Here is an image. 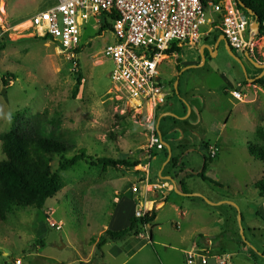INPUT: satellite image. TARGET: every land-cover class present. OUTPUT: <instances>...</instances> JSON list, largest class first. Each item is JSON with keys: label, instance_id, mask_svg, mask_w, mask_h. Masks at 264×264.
<instances>
[{"label": "rangeland", "instance_id": "1", "mask_svg": "<svg viewBox=\"0 0 264 264\" xmlns=\"http://www.w3.org/2000/svg\"><path fill=\"white\" fill-rule=\"evenodd\" d=\"M56 3L57 0H0V31L7 30L9 39L5 48L0 51V136L24 122H35L39 118L44 122L42 134L45 137L59 139L71 147L65 155L67 160L83 151L89 157L123 160L128 163L139 161L141 165L133 169L104 167L86 160L87 162L80 161L66 171H59L60 159L55 157L51 168L60 177L62 189L45 202L42 210L32 207L15 209L8 215L6 222H0V264H12L16 259L22 264H80L85 261L94 249L93 244L101 228L111 222L115 200L129 195L125 188L133 185L142 192L143 186L148 185V182L140 184V181L145 173L143 168L147 166L152 153L157 157L148 164V179L150 177L151 184L160 181L157 179L159 159L164 164V155H167L168 150L165 146L163 151L150 146L151 129L154 130V135L157 133V136H162L161 142L169 146L172 159L178 165H183L187 173L195 175L201 172L198 169L196 173L194 168L201 163L199 148L209 124L206 108L210 103L216 105L220 101L230 110L232 105L237 104V109H233L232 113L229 110L224 112L225 118H229L225 135L233 140L230 144L232 146L220 148L217 157L212 162H207L206 169H211L217 162L230 166L231 169L235 167L233 170L242 176L237 182H243L251 175H256L258 167H263L261 162L250 158L248 149L250 146L261 145L256 131L259 128L264 130V107L259 110L261 102L264 103V84L246 82L241 65L226 52L222 42L212 53L204 50V60L191 65L193 68L183 73L181 68L180 75H177V63L171 57L160 62L158 78L171 98L167 104L159 107L160 113L158 108L152 119L149 109L139 114L124 100H116V92L110 79L113 65L103 55L105 47L113 45L115 39L109 30L99 32L101 22L98 24L90 20L86 29L81 28V36L83 38L85 34L86 40L75 59L59 53L57 43L34 37L36 34L30 27L26 26L20 31L18 26L27 24L35 14ZM208 17L212 18L214 15L208 11ZM256 36L251 43V55L264 64V38L256 39ZM187 45L179 50L182 61L196 53V49ZM236 53L238 57L242 56L240 52ZM197 55L201 58L200 50ZM78 72L81 74L82 85L73 99ZM5 73L12 77L8 78L9 88L2 94L1 79ZM232 90L242 93V102L248 105H241L231 98L229 92ZM223 91L228 95L225 96ZM190 93H193L192 96L186 99ZM163 114L169 116L164 117L156 129V123ZM178 134L197 151L190 154L193 160L179 151ZM212 135L214 134L210 133L206 138L212 141ZM209 148L210 146L203 153L206 157ZM1 160H4V156L0 141ZM246 165H255L256 168L247 172V168H241ZM218 169L221 171V167L218 166ZM208 170L204 176L212 180L213 184H219L218 179L211 177ZM193 177L187 178L189 189L198 193L213 192L196 175ZM125 185L129 186L124 188ZM158 193L163 195L164 191ZM172 198L179 197L176 193H171L168 201L171 202ZM204 201L210 203L207 199ZM192 207L190 204L186 206L187 209ZM218 211L223 223V216L229 210L225 206H219ZM251 213L244 211V225L241 223V213L235 220L238 227L237 240L245 245H250V237L247 229L243 228L251 226L250 231L256 235L255 230L262 226L258 219L250 218ZM47 219L59 226V230L51 228ZM174 224H178V230L174 228ZM182 225L183 222L175 217L169 206L163 208L155 226L150 228L152 239L149 237L150 229L146 234L140 232L143 239H134L132 244L134 250L144 248L139 252L135 251L136 255L126 264H184L183 251L191 248L188 235L182 240L189 219L185 226ZM241 230H244L243 236ZM217 240L222 244L223 252L232 257L233 264H264V259L260 256L264 250V232L262 239H256L252 244L253 250L250 248L255 255L253 258L250 257L251 251L248 248L231 244L225 233ZM114 245L111 244L106 251ZM106 251L103 259L97 256L93 264H120L128 257L125 250L118 259L111 257L114 253ZM146 255L149 258L147 260Z\"/></svg>", "mask_w": 264, "mask_h": 264}, {"label": "built area", "instance_id": "2", "mask_svg": "<svg viewBox=\"0 0 264 264\" xmlns=\"http://www.w3.org/2000/svg\"><path fill=\"white\" fill-rule=\"evenodd\" d=\"M208 11L214 17H208ZM117 18L110 20L109 17ZM103 18L110 20L113 45L105 47L103 55L112 62L110 79L116 92V100L125 101L135 112L149 109L150 118L165 104L167 91L158 78V66L172 44L196 45L219 31L228 46L235 52L253 53L249 27L252 19L238 8L236 0H57L53 7L35 14L29 19L37 38L47 37L57 43L59 53L69 59L78 56L86 36H81V28L86 29L90 20L100 23ZM83 23V26H82ZM206 27V30L203 28ZM82 29V31H84ZM252 56V55H251ZM231 98L242 102L244 95L237 90L229 92ZM143 109V110H142ZM152 136L150 146L164 150L161 140ZM208 157L214 160L217 149L210 147ZM171 189L168 182L151 187ZM131 194L138 188L131 186ZM146 207L135 210L133 218H144ZM47 222L51 228L59 226ZM207 252V251H206ZM205 251H188L185 264H233L227 254L211 255ZM12 264H22L19 259Z\"/></svg>", "mask_w": 264, "mask_h": 264}, {"label": "crops", "instance_id": "3", "mask_svg": "<svg viewBox=\"0 0 264 264\" xmlns=\"http://www.w3.org/2000/svg\"><path fill=\"white\" fill-rule=\"evenodd\" d=\"M27 22H28L27 24L18 26L20 31H23L26 28V26H28V27L31 26V23H29V20ZM30 29H32V28L30 27ZM6 31L0 32L1 41H2L3 35L6 33ZM215 37H217V39L219 37H221V34L219 31L212 32V34L209 37L201 40V42H199L198 44H196L194 46L189 45V44L188 45L183 44L181 46H177V48L179 50H180V48L183 49L184 45H187V46H190V47L196 49V53H194V55L191 54L190 56H187L186 58H184L183 61L181 59L182 55L180 56V52H179V54H173L171 56L165 55V57H163L162 60L167 59L168 57H171L177 63V75H178L181 68L183 69V71H181L183 73L185 71V67H188L189 65L190 66L194 65L196 62H198L200 60V56L197 55L198 50H200L204 45L210 47L211 49H214L216 46L214 51L217 50V48L219 47L221 42L217 46L216 41L214 40ZM255 38L256 39H262L264 37L259 38L258 36H256ZM203 53H204V51H203ZM252 59L259 64H263V63L258 62L257 59H255L253 56H252ZM244 65H245V69H246V73H247V78L249 79V81H246V82L252 83L251 81L254 80V79H252L253 76L255 74H257V72L255 70H258V69H256L249 62H245ZM249 67L251 68L250 71H249ZM180 73H179V75H180ZM260 75H261V73L257 77H259ZM159 81H160V79H159ZM192 94L193 93L188 94L186 96L187 97L186 99H189V97H191ZM223 94L225 96L228 95L226 93V91H223ZM170 98H171V95H169L167 97L165 104H167V102ZM237 102L240 103L241 105H248L245 102H239V101H237ZM207 107H208V109L206 108V111L208 113L207 117L209 119V124H207L205 134H204L203 138H201L202 139V145L199 148V152H200L199 155L201 157V163L196 165V168H194V171H196V173H197L198 169H200L201 172H199L195 175L203 183L209 185V187L211 188V190L213 192L208 191L206 193H198L192 189H189L190 183H187V181H188L187 178L193 177L195 175L187 173L186 169L183 165L180 166V165H178V163L169 164V162L173 156L171 155L169 158V157H167L168 156V153H167V155L166 154L164 155L165 160H166V162L164 164H162L161 163L162 160L159 159L160 168L158 169L159 178H157V179H159L160 181L157 180L158 181V182L156 181L157 183L156 182L153 184L150 183V181H149L150 177L148 179V173L150 172L149 171L150 169H148V164H149L148 163V164H146L147 166L143 168L145 170V173L142 174V179L140 181V184L148 182L147 183L148 185H145V187L143 186L142 192H140V189H139L138 194L133 195V194H131V191H130L131 187H128L129 185L124 186V188L128 187V189L127 188H125V189L128 190L127 192H129V195H124L121 198L115 200V205H114L115 209L111 215V222L108 226H104L101 228V230L97 236V240L100 237V235H102L107 230L112 231V232H119V231H122V230L129 228L135 210L141 209V208H143V206L146 207L147 211H151L154 208L156 210L157 214H156L155 220L150 225H147L145 228H143V231L141 233L146 234V232L151 228L152 225L155 226V222L158 219V214L166 206H169L170 210L174 213L175 217L177 219H180L183 222L182 227L186 225L187 219H189V225H188V228H186V230L182 236V240L184 239V237L186 235H188L190 237L189 244H191V248L183 251L182 259H183L184 264H185V253L188 251H198V250L203 251L204 250V251H207L208 253H210L212 255L225 254V252H223L222 244L220 243V241L217 240V238H219L220 236H223L224 233L226 235H228V238H229V241L231 244H233L235 246L241 245V243H239V241L237 240V237H236V233L238 232L237 231L238 227L235 223V220L237 219V215H239L240 213L243 217L244 211L245 212L251 211L252 213H251L250 218L254 217L255 219H258L262 225L261 228H259L257 231L255 230V233H256V235H255L254 233H252L250 231L249 227H251V226H247L245 224L246 228H243V229H247L248 235L250 237V239H248L250 246L252 247V244L254 245V241H256V239L257 240L262 239L263 232H264V196L258 195L257 191L254 189V184L256 182L260 181L264 177V165H263V167H260V168L258 167V172L256 175H254V174L251 175V177H249L248 180H244L243 182H237V180L241 179L242 176H241V173L233 170V169H235V167H233L231 169L230 166L218 164L219 162H217L211 169H209V168L206 169L207 163L204 162V158H203L204 157V154H203L204 153V150H203L204 146H207V147L213 146L214 148L217 149V151H219L220 148H222L224 146H226V147L232 146L230 144L233 142V140L228 135H225L226 127H227L226 123L228 122L229 118L228 119L225 118L224 112H225V110H229L228 112L232 113L233 109H235V110L237 109V104L232 105L231 110L229 109V107L225 108V104L220 102V101L218 103H216V105H212V103H210V105ZM262 107H264L263 102H261V104L259 105V110ZM160 108H159V113H160ZM199 114H202V112H199ZM168 116H169V114L161 115V117L159 118L157 123H156V121H157V119H156V121H155L156 129L159 127V122L161 120H163L164 117H168ZM210 133L214 134V135H212L213 136L212 141L210 139L208 140L206 138L207 135ZM158 135L159 136H157V133H156V136L160 140H162V136H160V134H158ZM178 140H179L178 141L179 143H182L181 145L179 143H177V145L179 146V151L180 152L183 151V153H185V156L189 157V160L190 159L193 160V158L190 157V154H195V153H197V151L195 149L191 148L189 142L186 141L185 139H182L181 135H179V134H178ZM175 148H176V146H175ZM248 153H249V149H248ZM156 157H155V154L152 153V158H151L150 162L153 159H156ZM250 158H252V157L250 156ZM180 163H182V162H180ZM218 166L221 167V171H219ZM253 167H255V165L254 166H247L246 165V166H243L241 168H243V169L247 168L248 169L247 172H249L250 169H253ZM203 169H204V173H205V171H207L209 169L208 170L209 175L215 179H218V183H219V184H217L218 187L215 186L216 184H210V183H213L212 180H208L209 178H207L205 176L204 177L206 178V180L209 181L210 183L203 181V179L200 177ZM218 172H221V173H218ZM242 173H244V171H242ZM221 174H222V176H221ZM139 176H141V175H139ZM244 177H246V176H244ZM167 178H171L173 180V182L171 183ZM234 181H236V182H234ZM160 182H163V183L168 182L172 188L171 189L170 188L169 189H161L160 188V189H155V190L151 189V187L153 185H155V184L157 185ZM139 185H138V187H139ZM160 191H164L163 195L158 193ZM168 193L169 194L176 193L179 198L178 199L172 198L171 202H169L168 201V199H169ZM184 195H188V196H184ZM198 195L202 196L204 199L200 198ZM205 199L209 200L210 203H206V201H204ZM186 202L190 205H193V207L187 209L186 206H188V204ZM219 206H225L229 210L223 216V218H224L223 223L221 220L222 216H221L220 212L218 211ZM233 212H235V215H233ZM194 216H195V219H194ZM238 220H239V218H238ZM242 222L244 225V217L241 218V223ZM174 228L176 230H178L179 229L178 224H174ZM241 231H240V233H241ZM151 232H152V230L150 229V231H149L150 240L152 239ZM242 233L244 234V230L242 231ZM142 236L143 235L140 234L139 237L127 236L121 240L109 241L102 248L103 257H104V252L106 251V249L109 248L111 246V244H113V245L115 244L114 247H111L106 252L114 253V256H111V257H113L114 259H118L122 256L121 253L125 250L128 253V257L124 262H122L120 264H126L130 258H133L137 252H139L141 249L144 248V247H142V248H139L137 250H134V245L132 244V241L134 239H137V238L140 239ZM141 239H143V238H141ZM97 240L93 244L94 248H95V244H96ZM117 243H120V244L118 245ZM242 248L243 249L248 248L251 251V249H250V247H248V245L242 246ZM131 249H133V250L131 251ZM135 251H137V252H135ZM263 252H264V250H263ZM263 252L260 255L261 258H263ZM93 256H94V249L91 250V252L88 255V258L85 259V261L80 262V264L81 263L87 264V263L91 262ZM250 257L253 258L251 255H250ZM147 258H148V255H146L145 259L147 260ZM209 264H214V262L210 261Z\"/></svg>", "mask_w": 264, "mask_h": 264}, {"label": "trees", "instance_id": "4", "mask_svg": "<svg viewBox=\"0 0 264 264\" xmlns=\"http://www.w3.org/2000/svg\"><path fill=\"white\" fill-rule=\"evenodd\" d=\"M214 1L217 2L218 0ZM238 1L244 9L239 6ZM238 1L237 6L245 16L254 21L246 11L253 12L256 15L257 22L260 25L258 37H264V0ZM115 18H117L116 15L109 17L111 21ZM110 20L108 21L106 18H103L99 26L100 33L105 30L111 31ZM216 39L217 37L214 38L215 41ZM39 40L49 41L47 37H43ZM6 42H9V39L8 35L5 33L0 42V51L5 48ZM76 53L79 54V50H77ZM173 54H179V49L175 44H172L170 49L165 53L167 56ZM255 71L257 75L252 79L255 80L254 82L256 84L263 85L264 77L256 79L261 71ZM9 77H12L9 73H5L2 76V94H5L4 92L9 88ZM81 85V74L78 72L76 75V84L72 93L73 99L78 95ZM36 120L38 121L24 122L23 125H19L14 130L0 136L1 151L4 156V160L0 161V222H6L8 215L13 213L15 209L22 210L32 207L35 210H42L45 202L53 198L62 189L63 185L60 181V177L56 172H53L51 168V163L55 157L60 159L58 164L59 171H66L76 166L80 161H90L93 165L99 164L104 167H123L131 169L141 165L139 161L128 163L123 160L115 161L107 158L89 157L83 151H80L79 154L67 160L65 159V155L69 152L71 147L59 139L45 137L42 134L44 122L40 121L39 118ZM256 134L261 141V145L250 146L249 154L254 160L264 165V130L259 128ZM206 149L207 146H204V152ZM203 158L205 163L213 161L205 155ZM170 162L176 163L172 158ZM203 173L204 169L200 177L206 182L207 180ZM215 186L218 187L217 185ZM254 189L259 196H264V177L254 184ZM156 214L157 212L153 208L146 213L144 218H132L129 228L125 230L119 232L105 231L100 235L95 244L92 261L87 264H93L97 256V258L103 259L102 248L109 241L121 240L127 236L138 237L141 234L140 232L143 231V228L150 225L155 220ZM240 243L242 246H245L244 243ZM251 256L255 257L252 251Z\"/></svg>", "mask_w": 264, "mask_h": 264}, {"label": "water", "instance_id": "5", "mask_svg": "<svg viewBox=\"0 0 264 264\" xmlns=\"http://www.w3.org/2000/svg\"><path fill=\"white\" fill-rule=\"evenodd\" d=\"M238 1V0H237ZM238 4H239V6L241 7V8H243V6L239 3V1H238ZM244 9V8H243ZM246 13L250 16V17H252L253 19H254V21L251 23V25H250V27H249V33H250V37H251V39L254 37V36H256V35H258V31H259V23L257 22V17H256V15L253 13V12H250V11H246ZM220 42H222L223 43V46H224V48H225V50H226V52L229 54V55H231V57L239 64V65H241V67H242V70H243V73H244V75H245V78H246V81H249V79L247 78V73H246V69H245V62L247 61V62H249L251 65H253L256 69H258V70H261L262 72H261V75L259 76V77H257V79H260V78H262L263 76H264V65L263 64H259V63H257L256 61H254L251 57H250V55L248 54V53H244V59L243 58H241V57H238V56H236V55H234L233 54V52H232V50L230 49V47L228 46V44H227V41L225 40V38L223 37V36H221V37H219L217 40H216V45L218 46V44L220 43ZM215 48H216V46H215ZM214 48V49H215ZM214 49H211L210 47H208V46H206V45H204L201 49H200V53H201V58H200V60H204V56H203V51L204 50H206V51H208V52H210V53H212V51L214 50ZM214 52V51H213ZM190 68H193V66H189V67H186L185 68V70H187V69H190ZM181 74V73H180ZM255 80H252L251 82H254ZM166 148H167V150H168V157L170 158V156H171V153H170V148L162 141L161 142ZM171 183L173 182V180L171 179V178H167ZM184 196H188V195H184ZM199 196V195H198ZM200 198H202L201 196H199ZM203 199V198H202ZM229 204V203H228ZM241 235L243 236V233H242V231H241ZM248 247H250L251 249H252V247L250 246V245H248ZM253 250V249H252ZM263 258H264V256H263Z\"/></svg>", "mask_w": 264, "mask_h": 264}, {"label": "flooded vegetation", "instance_id": "6", "mask_svg": "<svg viewBox=\"0 0 264 264\" xmlns=\"http://www.w3.org/2000/svg\"><path fill=\"white\" fill-rule=\"evenodd\" d=\"M232 52L237 56V53L235 52V51H233L232 50ZM242 56L241 57H243V59H244V53L243 54H241ZM250 57L252 58V56L250 55ZM247 62V61H246Z\"/></svg>", "mask_w": 264, "mask_h": 264}, {"label": "bare ground", "instance_id": "7", "mask_svg": "<svg viewBox=\"0 0 264 264\" xmlns=\"http://www.w3.org/2000/svg\"><path fill=\"white\" fill-rule=\"evenodd\" d=\"M34 31V30H33ZM252 43H253V39H252Z\"/></svg>", "mask_w": 264, "mask_h": 264}]
</instances>
